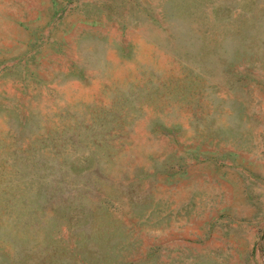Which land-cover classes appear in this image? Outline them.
Instances as JSON below:
<instances>
[{"label":"rangeland","instance_id":"374dc122","mask_svg":"<svg viewBox=\"0 0 264 264\" xmlns=\"http://www.w3.org/2000/svg\"><path fill=\"white\" fill-rule=\"evenodd\" d=\"M0 264H264V0H0Z\"/></svg>","mask_w":264,"mask_h":264}]
</instances>
